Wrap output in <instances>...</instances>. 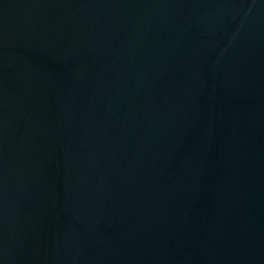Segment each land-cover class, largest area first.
<instances>
[{
    "label": "water",
    "instance_id": "95a60500",
    "mask_svg": "<svg viewBox=\"0 0 264 264\" xmlns=\"http://www.w3.org/2000/svg\"><path fill=\"white\" fill-rule=\"evenodd\" d=\"M0 264H264V0H0Z\"/></svg>",
    "mask_w": 264,
    "mask_h": 264
}]
</instances>
